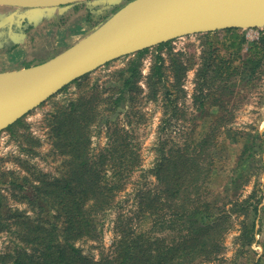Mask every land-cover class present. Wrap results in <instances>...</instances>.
I'll return each mask as SVG.
<instances>
[{"label":"trees","instance_id":"1","mask_svg":"<svg viewBox=\"0 0 264 264\" xmlns=\"http://www.w3.org/2000/svg\"><path fill=\"white\" fill-rule=\"evenodd\" d=\"M118 8L111 7L106 15ZM220 32L230 44L227 54L209 41L197 69L195 103L202 110L214 100L220 110L200 139L194 138L193 130L189 135L179 132L181 137L172 136L174 129L181 131L184 127L178 118L184 120L186 112L179 107V101L186 95L183 84L187 72L196 63L183 52L174 53L173 41L128 56L127 65L116 69L101 86L96 82L88 89V76L72 83L80 88L79 96L45 117L49 140L62 158V175L50 176L25 162L23 166L30 175L19 178L14 171L0 172V179L7 175L18 179L11 181L13 196L31 209L11 207L0 190V234H12L18 242L11 250L0 252V264H264V241L262 253L252 249L259 245L256 237L263 232L255 219L262 214L264 189L260 186L244 200L238 196L225 202L211 198L207 186L215 172V150L219 149L221 133L231 123L230 105L223 100L230 90L227 81L242 77L245 70L256 73L264 67V31L251 42L240 29L205 35ZM151 52L153 64L148 75L143 76V62ZM220 78L225 83L214 89V82ZM142 81L148 89V100L157 101L160 91L165 100L157 157L149 170L156 182L140 190L133 216H118L112 252L95 258L77 245L101 242L104 216L115 207L117 198L142 165L134 134L121 125L110 126V119L121 110L128 117L137 114L144 92ZM25 118L3 132L19 141L22 152L38 155L41 141L33 136ZM105 127L110 140L96 152L94 133ZM263 147L264 133L244 147L242 162L230 180L234 193L239 194L256 176L249 172L250 165L261 164L264 172ZM234 217H242L241 233L236 238V256L228 259L224 243L235 227ZM144 220L149 222V228L138 229L135 221L140 224Z\"/></svg>","mask_w":264,"mask_h":264},{"label":"rangeland","instance_id":"2","mask_svg":"<svg viewBox=\"0 0 264 264\" xmlns=\"http://www.w3.org/2000/svg\"><path fill=\"white\" fill-rule=\"evenodd\" d=\"M92 9L89 10L88 14V19L92 18L91 22L99 19V17L105 18L108 16L103 10L95 11ZM11 10L10 8L0 7V14H7ZM65 12L63 13L67 14L68 11ZM65 19L66 18H62L60 23H64ZM27 28L26 26V29ZM263 31L264 29H249L240 30V33H244L247 40L251 42L258 40ZM26 37L27 33L22 37V41L25 40ZM224 37L225 34L220 32L218 35H211L209 37L205 34H198L173 40L172 46L174 48V53L183 52L187 54L186 56L193 57L196 62L195 66L187 72L183 84L186 95L179 101V107L186 112L184 120L181 119V117L178 118L181 120L179 124L184 127L181 131L174 129L175 131L172 134L173 137H181V133L179 132H185L189 135L193 130L194 138L200 139L208 132L209 125L213 120L212 118L219 114L220 110L218 104L215 103L214 100L208 101L205 104V108L200 110V104L195 103L194 96L198 94L197 69L201 63L200 56L202 55L203 49L209 41H213L215 45L222 50V54L226 55V47L230 46V44L229 41H227L228 39L225 40ZM153 56L154 53L152 52L146 56L142 67L143 76L148 75L150 67L153 64ZM128 60V57L121 58L88 75L87 80L90 85L87 86V88H92L96 82L99 86L103 85L104 82L111 79L112 73L116 69L125 67ZM13 62L14 58L7 56V63L0 65L1 70H5L3 69L4 67L6 69H18L19 66L15 65ZM243 72L244 74H242V77L235 76L233 79L227 81V88H230V90L227 89L228 91L226 90L227 93L223 97V100L230 105V111H232L230 117L231 123L223 128L221 133L219 149L215 150V157L217 159L215 172L207 185L210 189L209 196L218 201L227 202L228 200L237 199L238 196L241 200H244L253 193L255 188L261 186L262 189H264V172L262 173L261 171V164H252L248 167L249 172L256 174V176L251 177L239 194L233 192L232 183L230 182L235 170L242 162L240 157L244 147L259 134L264 133V67L262 66L256 73H251L249 70ZM169 76L171 79V75ZM224 83L225 81H222L220 78L218 81L214 82V89L219 88V86H222ZM141 84L144 92L138 103L137 109H139V111L136 110L137 114L133 115L132 113L128 117L126 111L121 110L118 116L110 119L112 121L110 126L118 124L134 134L139 145L142 165L135 171L126 191L117 198L115 207L104 216L103 237L101 242L97 244H93L92 242H81L77 245L83 249L85 254L94 256L95 258H99L102 253L110 254L112 252L114 248L113 244L116 240V223L118 216L120 214H125L130 217L133 216L134 212L137 210L138 193L140 190L145 189L147 186L152 187L155 184L154 182H156L155 177L149 174V170L153 167L157 157L156 148L161 136L160 126L162 123L161 119L164 118L165 100L162 91L159 92L157 101L148 100V89L144 81H142ZM79 93L80 88L76 84H72L66 92H60L39 108L26 115L25 120L31 127V133L34 137L40 139L42 144L38 155H27V153L21 151L22 148L19 141L9 132L0 133V172L14 171L19 175V178L24 175H30L23 166V162H25L50 176H61L63 173L62 158L54 151L52 143L49 140V129L45 117L52 113L58 106L67 104L71 100L76 99ZM107 133L106 127L102 130L95 131L92 140L96 152H99V150L108 144L110 138ZM263 150L264 147L261 151ZM12 179L18 180L10 175L0 179L3 182L0 184V190L2 194L7 196L8 205L13 208H20L21 210H31L26 203L20 204L16 201V198L13 196ZM26 193L28 196L32 195L30 190H27ZM261 211L262 214L258 215L255 221L258 227L261 226L263 232L256 237L257 240L260 241L259 245H254L252 248L254 253L257 254L262 253L263 250L261 242L264 241V201L261 205ZM241 220L242 217H240V219L234 217L235 227L225 238L224 245L226 246V250L224 256L228 259H232L236 256L238 245L235 243L236 238L241 233ZM135 226L138 227V229H146L149 228V222L144 220L139 224L135 221ZM17 243L18 242L12 234H0V252L11 250Z\"/></svg>","mask_w":264,"mask_h":264},{"label":"water","instance_id":"3","mask_svg":"<svg viewBox=\"0 0 264 264\" xmlns=\"http://www.w3.org/2000/svg\"><path fill=\"white\" fill-rule=\"evenodd\" d=\"M88 0H0V38L17 46L27 33ZM103 11L120 6L72 46L47 60L0 73V133L65 87L107 64L198 34L264 29V0H94ZM27 24V25H24ZM25 29V33H24Z\"/></svg>","mask_w":264,"mask_h":264},{"label":"crops","instance_id":"4","mask_svg":"<svg viewBox=\"0 0 264 264\" xmlns=\"http://www.w3.org/2000/svg\"><path fill=\"white\" fill-rule=\"evenodd\" d=\"M93 1L88 0L75 4L62 17L57 13L55 18L44 20L39 25L31 27L30 30L27 28L26 39L14 46L13 49L9 48L7 54L0 55V65L7 63V56H10L14 58L13 63L19 68L6 69L4 67L3 71L0 68V73L20 70L41 63L84 37L104 20V17H99L95 21H89L88 14L91 8L97 9L96 11L103 10L98 7L99 4H93ZM62 18H66L64 23H60Z\"/></svg>","mask_w":264,"mask_h":264},{"label":"flooded vegetation","instance_id":"5","mask_svg":"<svg viewBox=\"0 0 264 264\" xmlns=\"http://www.w3.org/2000/svg\"><path fill=\"white\" fill-rule=\"evenodd\" d=\"M28 30H30V29H28ZM11 43L12 42H11L10 38H5V40L0 38V55L4 54V53L7 54V51L9 50V48L13 49L14 46H10Z\"/></svg>","mask_w":264,"mask_h":264}]
</instances>
